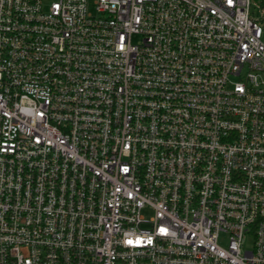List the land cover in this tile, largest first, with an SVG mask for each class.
<instances>
[{
	"label": "built area",
	"instance_id": "1",
	"mask_svg": "<svg viewBox=\"0 0 264 264\" xmlns=\"http://www.w3.org/2000/svg\"><path fill=\"white\" fill-rule=\"evenodd\" d=\"M249 5L0 0V264H264Z\"/></svg>",
	"mask_w": 264,
	"mask_h": 264
},
{
	"label": "rangeland",
	"instance_id": "2",
	"mask_svg": "<svg viewBox=\"0 0 264 264\" xmlns=\"http://www.w3.org/2000/svg\"><path fill=\"white\" fill-rule=\"evenodd\" d=\"M250 15L252 18L257 19L260 21L262 28H263V40H264V0H250ZM227 242V236L220 235L218 239V243L225 247ZM250 243V240L248 239V242L246 245Z\"/></svg>",
	"mask_w": 264,
	"mask_h": 264
}]
</instances>
